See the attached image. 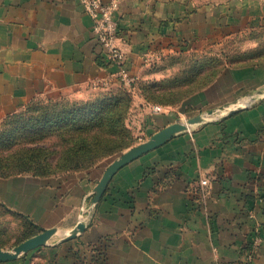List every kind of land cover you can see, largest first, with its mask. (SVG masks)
<instances>
[{
  "label": "crops",
  "instance_id": "0c3cea01",
  "mask_svg": "<svg viewBox=\"0 0 264 264\" xmlns=\"http://www.w3.org/2000/svg\"><path fill=\"white\" fill-rule=\"evenodd\" d=\"M192 4L120 0L114 18L130 75L141 74L149 40L164 42L174 24L196 26ZM100 55L78 0H0V119L36 99L113 85L116 68H103ZM186 104L217 105L220 115L119 169L93 207L104 164L55 179L0 178L2 204L61 237L0 264H76L75 245L100 239L109 264H264V68L226 71Z\"/></svg>",
  "mask_w": 264,
  "mask_h": 264
},
{
  "label": "rangeland",
  "instance_id": "374dc122",
  "mask_svg": "<svg viewBox=\"0 0 264 264\" xmlns=\"http://www.w3.org/2000/svg\"><path fill=\"white\" fill-rule=\"evenodd\" d=\"M188 1L194 3L188 14L202 16L193 21L196 26L179 29L180 25L174 24L175 28L171 29L169 36L163 34L164 38L169 40L165 39L164 42L149 40L145 51L139 54L143 70L138 76L128 73L117 23L119 34L116 43L125 56L123 68L134 78L130 85H124L120 80L117 66L100 57L102 61L99 63L103 68L107 66L116 68V82L113 85L81 91L74 97L39 98L40 100H34L29 108L0 119V178L25 176L47 180L75 173H89L101 164L108 168L125 152L147 141L155 134L152 133L157 128L162 130L174 124L187 127L189 120L200 119L201 124L189 126L191 129L217 118L220 115L217 105L195 107L186 103L194 95L209 89L226 71L264 68V0ZM202 4L209 7L203 13ZM181 18L174 19L175 23L180 24ZM166 21L164 20L163 25H167ZM109 95L115 96L112 102L117 109L110 111L101 117L102 119L96 118L101 119L103 128L113 135L116 142L96 146L97 155L93 162L82 160L77 164V156H73L71 152L58 156V151L54 152V147L47 150L36 149L37 145L49 143V139L60 144L57 126L51 122L45 123L54 120L49 114L53 115L58 111L57 107L69 106L75 101L79 103L94 101L97 97ZM107 104L110 103L107 101ZM155 107L160 110L155 111ZM92 115L90 113L89 117L92 118ZM157 115L166 117L161 125L155 119ZM160 126H163L162 129ZM111 127L114 128V132H111ZM50 130L58 133L56 138H51ZM30 140L34 141L31 144L34 148L31 152L19 148L20 144L28 145ZM28 158L33 159V162L28 163ZM90 159L92 161V158ZM5 163L10 165L11 169H6ZM30 165L31 167L25 170V167ZM25 229V223L15 212L0 205V240L4 241L5 245L2 250L11 251L19 245L20 243L17 245L13 243L21 238L19 236ZM258 237L254 239L256 249L260 241ZM60 238V234L54 235L44 246L56 244ZM75 246L70 253L74 254L76 264H109V244L105 239H100L94 244ZM41 247L37 249L40 250ZM37 249L28 253H34L38 251ZM255 253L256 251L252 257Z\"/></svg>",
  "mask_w": 264,
  "mask_h": 264
},
{
  "label": "trees",
  "instance_id": "16d2710c",
  "mask_svg": "<svg viewBox=\"0 0 264 264\" xmlns=\"http://www.w3.org/2000/svg\"><path fill=\"white\" fill-rule=\"evenodd\" d=\"M112 99H115V96L109 95L108 97H97L94 101L85 103H79L78 101H75V103L73 102L69 106L61 105L59 108L55 106L57 107L56 110L58 111H56L53 115L49 114V116L54 120L45 121V123L51 122L57 126L56 131L59 133L60 144H58L56 140L49 139V143L46 142L42 145H37L36 149L47 150L54 147V152L58 151V156H61V154H68V152H71L73 156H77V164L81 163L80 161L82 160L85 162H93L97 155V150L95 149L96 146H103L106 144V142L108 144L116 142V139L113 138V135L107 129L103 128V125L100 121L102 119L101 117H104L110 111L112 112L113 110L117 109V107L114 108ZM97 101L101 103L97 104ZM107 101L110 104H107ZM32 104L33 102L26 108H29L32 106ZM55 104L58 105L59 103ZM90 110L93 112H90ZM42 112L44 114V111ZM90 113L93 114L92 118L89 117ZM96 117H100L101 119L98 120ZM44 118L46 119L47 115H45ZM114 131V128L111 127V132ZM50 132L52 136L51 138H56L58 133L51 130ZM33 142L34 141L32 140L29 141L28 145L30 146L26 145L25 143V145L20 144L19 148L27 152H31L34 149L31 146ZM80 157L82 159H79ZM90 158H92V161H90ZM27 162L32 163L33 159L28 158ZM5 164L6 169H11L10 165L8 166L7 163ZM30 167L31 165L29 167H25V170H28ZM0 205L4 208H7L1 202ZM15 214L25 223L26 229L21 233L22 235L19 236L21 238L18 239L17 242H14L13 245H17L41 232V229L29 221L27 217L19 213ZM3 243L4 241L0 240V249L5 247Z\"/></svg>",
  "mask_w": 264,
  "mask_h": 264
},
{
  "label": "water",
  "instance_id": "95a60500",
  "mask_svg": "<svg viewBox=\"0 0 264 264\" xmlns=\"http://www.w3.org/2000/svg\"><path fill=\"white\" fill-rule=\"evenodd\" d=\"M229 113H232L230 111ZM201 120L191 119L187 122V127L178 126V125H171L166 127L159 132L152 135L147 141L131 148L127 152H125L119 159L111 163L108 168L105 170L104 174L102 175L99 183L96 185L94 189V198L92 200V207L98 203L100 197L104 193L108 182L110 181L111 177L122 167L126 166L133 160L137 159L141 155H144L151 150L159 147L162 145L167 139L176 135L179 132L187 131L190 127L196 124H201ZM83 224H80L76 230L75 234L69 235L67 239H72L76 237V233L78 230H82ZM55 233V229H46L43 232L25 240L24 242L20 243L19 245L15 246L11 251L1 250L0 249V262H6L15 260L20 255L28 253L34 249H37L41 246L46 245L47 241L52 237Z\"/></svg>",
  "mask_w": 264,
  "mask_h": 264
},
{
  "label": "built area",
  "instance_id": "2783aa9c",
  "mask_svg": "<svg viewBox=\"0 0 264 264\" xmlns=\"http://www.w3.org/2000/svg\"><path fill=\"white\" fill-rule=\"evenodd\" d=\"M78 1L93 21V32L97 43L101 48L100 57L117 66L119 69L118 76L120 80L124 85H130L134 81V78L130 77L128 73L125 72L123 68L125 56L116 43L119 30L117 29L118 22L115 20L114 14L118 10L120 0ZM154 110L158 112L160 109L155 107ZM200 183L202 186L206 185V181H201ZM254 247H252L251 251L248 253L249 259L252 258V255L255 252Z\"/></svg>",
  "mask_w": 264,
  "mask_h": 264
}]
</instances>
